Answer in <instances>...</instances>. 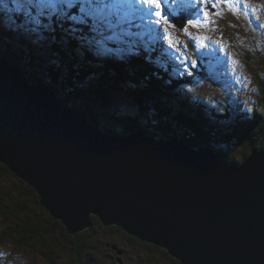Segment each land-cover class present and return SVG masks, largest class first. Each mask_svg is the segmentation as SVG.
Segmentation results:
<instances>
[{
    "label": "water",
    "instance_id": "obj_1",
    "mask_svg": "<svg viewBox=\"0 0 264 264\" xmlns=\"http://www.w3.org/2000/svg\"><path fill=\"white\" fill-rule=\"evenodd\" d=\"M5 68L0 163L69 235L89 229L92 214L182 264H264V148L228 163L173 136L108 137Z\"/></svg>",
    "mask_w": 264,
    "mask_h": 264
},
{
    "label": "trees",
    "instance_id": "obj_2",
    "mask_svg": "<svg viewBox=\"0 0 264 264\" xmlns=\"http://www.w3.org/2000/svg\"><path fill=\"white\" fill-rule=\"evenodd\" d=\"M13 7L14 5L12 8ZM185 25L186 23L184 20L178 21L176 23V26L179 29H183ZM13 33L9 31V34L5 35L6 39L4 44H0V52H4L2 54L8 59V61L11 62L14 67L23 71L31 82L36 81L38 83H42L59 95H62L63 92H69L73 94L77 93L80 95L81 93L91 94L93 92L92 87L95 86L97 87L98 95L103 97L102 99H112V96L107 94L108 91L113 89L115 93L120 96H127L128 98H133L134 100H136V98L139 99V101H135L137 102L139 114L135 112L134 114H130L129 112L123 113L124 116L122 117L126 124H122L121 118H118L120 117L118 110L108 108L106 110H102V112H99L90 108L89 103H95L90 99L83 97V102L80 101L87 106H83L81 103L78 104L75 100L69 99L68 104L74 102L73 106L81 105L83 107L84 110H79V114L84 117L90 126L96 127L98 129L101 127L108 135H125L124 132L126 131H122L120 129L127 131H133L134 129L136 131H143L140 119L141 117H146L147 120L145 122V126H147L149 131H155L156 133H153L155 136L159 134L163 138H166L167 136L176 133L183 135L187 140H189V137L194 135V133L191 132L193 131L191 127H193L201 138V141L196 138L191 139V142L194 143V146H198L199 142L201 145H203L205 142L206 145H215V147L219 148L220 141L222 147L219 148L220 151H218V153L219 155L224 153L225 155L223 154V157L229 159V161H232L233 159L229 158L232 150H228V145H232L233 147L237 148L239 145H242L246 142H253L252 147H250L248 151L244 150V152L239 154L238 157L240 161H243L245 158L249 157L248 154H251L252 151H255V149L262 150L264 148V74L259 76L260 86L258 91L255 93L256 105L259 108H255V117L251 121L244 122L245 118L242 117V112L237 111V114L235 115V118L237 119L236 121L234 118L232 119L229 116H225L221 117L224 123H221L219 118L216 119V122H213L214 118L210 117L215 113L213 110L208 113L206 112V116L211 118V120L208 119L204 121V112H197L196 115H193L192 110L190 111V109H194L195 106L193 108L188 107V101H186L184 98L185 91L183 94H181L182 91L178 90V88H182L183 90L182 85L184 84L183 82H185L186 77L182 79L177 78L172 85L167 86L168 81L165 79L161 80V78L155 76L154 73L152 77L146 75L145 69L143 67L148 69V65L142 64L146 60L137 58L138 60H131L127 63H119L116 65L112 64L113 58H104L100 56V58H98L99 62H96L91 52L87 50L86 46L82 48H74L67 45L65 50L68 52L66 54L62 49L57 47V50H55L56 48L53 47L55 51H61V54L57 55L55 52L54 56L56 57L57 61L52 62L53 60L50 59L51 55H48V61H44L38 58V56L35 54V49L31 45L29 47H24L23 44H21L19 45L20 47H18L14 43L17 41V38L14 37ZM3 36L4 34L0 33V41H2L1 39ZM50 37H53V34L48 36V38ZM54 39L56 40L57 38L54 37ZM65 40H67L66 37ZM48 41L52 43V39ZM48 45L54 46V44L49 43ZM21 50H27L29 55H25L24 57ZM157 53L158 51L156 50L152 55L157 56ZM141 56L143 55H139V57ZM24 58H29V62L31 64L34 62V60H36L39 64L38 66H42L43 68L47 67V72L55 81L62 82L64 89L55 87L53 84H51L50 79L44 80L42 78V76L44 77V73H40L38 70L28 69L27 66L22 65L20 61ZM25 62L27 65L28 62ZM93 64H100V68L96 75L92 72L91 66ZM105 66H113L114 70L108 69L106 71L104 70L106 69ZM229 88L230 87L227 84L225 86V90L228 92ZM64 96L66 97L67 93H65ZM179 97H183L180 103L176 102ZM61 101L65 103L63 99H61ZM196 105L202 109V106L199 103H196ZM105 106L107 107V102ZM73 109L75 108L73 107ZM224 112L228 113L229 111L224 110ZM90 113H95L97 116H99L100 122L93 120L90 116ZM198 116H202V120H200ZM131 117L133 118L130 120ZM109 118H116L118 121L117 123L121 125V128L114 126L112 127V125L109 123ZM172 121L177 122L181 128L184 127H182L178 121L189 123V125L185 124L184 126H186V129L189 126V130L191 131L189 134L179 131L178 127L171 126ZM211 121L213 123L210 124ZM8 175H12V180L17 182V178L13 173L10 172L8 167L0 163V197H6L8 193L11 194V189H4H7L9 185H16V182L15 185H13L9 181H3V179ZM25 188L27 187L25 186ZM29 190L31 189H25L26 192H29ZM31 192L32 195L30 200L28 196H25L24 198L20 192L19 195L24 201H34L36 198L35 192L33 190H31ZM37 204L35 202V205ZM37 206V208L43 211L44 216L47 214L49 217V214L45 212L39 206V204ZM13 209L16 212L23 213V207L21 205H15ZM0 213L3 221L6 218H10L9 224L7 225L11 229L13 228L12 230L15 232L13 239L17 241L16 243L20 246V249H28L29 251H35L37 254L40 253L44 263L46 264H59L58 262L62 264H91L90 262L97 261V258H103L101 251L102 248H105L107 255H109V258L105 260L108 261V264H129V261H131L133 258H139L138 254L136 253L137 256L133 255L130 249H135V251H141L144 249L149 255H162V257L168 261L169 264H181L179 261H176L170 257L166 251L152 244L141 243L136 237L127 235L119 227L106 228L96 217H93L92 226L89 229L82 233H78L75 236H71L65 232L63 226H61L60 223L55 221L52 217H49L51 223H43V228L45 230V233H43V228L41 225L42 222L40 221L41 216H37L35 214L36 217H28L27 219L18 220L17 217H15L12 213H7L4 206L0 207ZM12 230L2 229L0 231V237L2 235H8L9 238L12 239ZM59 230L64 235L65 240L61 241V245L56 244L55 241V234ZM44 234L46 235V238L43 236ZM101 234L103 235L101 236ZM103 236L105 237L106 241L102 240ZM118 236H124L129 242L130 245H128L130 248L128 247L120 249L118 243L116 242ZM109 240H112V242H110L111 245L107 242ZM13 243L14 241H7L5 244L13 246ZM0 244H4V242L1 240ZM107 246H109V248ZM113 246H118V249L115 250ZM45 251L48 252L45 253ZM56 251L59 252V254L61 253L63 261H58ZM162 262L165 264V261ZM147 264L156 263L152 261L147 262Z\"/></svg>",
    "mask_w": 264,
    "mask_h": 264
},
{
    "label": "rangeland",
    "instance_id": "obj_3",
    "mask_svg": "<svg viewBox=\"0 0 264 264\" xmlns=\"http://www.w3.org/2000/svg\"><path fill=\"white\" fill-rule=\"evenodd\" d=\"M7 1H9L10 4H12V0H7ZM180 1L181 3L187 2L190 5L192 4V0H180ZM165 3H168L170 5L175 4L173 0L166 1ZM165 3L162 2L163 8H164ZM231 4L232 6L228 7L225 3H222V4H218L215 8L212 7V4L210 3L205 5L204 7L210 14L209 18L206 20L201 15L200 17L202 21L201 26L199 28H188V31L191 33V37L185 35L182 29L177 28L176 33H174L172 29H168V31L172 33L173 39L179 41V50H176V49H173L167 46L168 55L170 54L171 56V51H173L172 57H168L165 51L162 52V50H158L156 47H153V48L150 47V51L157 50L158 51L157 56L155 55L153 56L152 53H150V51L145 52L142 49L140 50L139 55H143V56L138 57V59L146 60L145 62L142 63V64L148 65V69L143 67L145 69L146 75L149 77H152L154 73L155 76L160 77L161 80L162 79L167 80L168 81L167 86L172 85L173 82H175L177 78L182 79L186 77L185 82H183L184 84L182 85L183 90L182 88H178V90L182 91L181 94H183V92L185 91L184 98L186 101H188L187 102L188 107L193 108L195 106L194 109H190V111L192 110L193 115H196L197 112L199 113H201V111L204 112V118H203L204 121L208 119L211 120L210 118H208V116H206V112L208 113V112H211V110H213L215 111V113L213 116H210L214 118L213 122H216V119L219 118L220 122L224 123L221 117H225L227 115H225L223 111H220L219 108H225V106L228 108L229 111L234 112L236 110L242 111L243 110L242 104L244 105L248 104L249 106L246 109H244V112L247 113L251 111L253 113L252 116H254L255 108H259L256 105L255 93L258 91L259 86H260L259 76H262L264 74V0H245L243 4L236 3V0H231ZM235 4H237L238 6H235ZM7 9H6V12L8 14L4 12V17H2L3 19L2 21H0V32L3 33L4 36L6 34H9V31H11L12 33L16 32V33H13L14 37L17 38L16 39L17 41H15L14 43L18 47H20L19 45L21 44H23L24 47H29L30 45L35 44L38 47L37 53L41 59L48 58V55L50 54L51 55L50 59H54L56 61L57 59L54 56L55 52H56V55L61 54V51H55L57 50V47L62 49L65 54L68 52L65 50L66 46L68 45L65 40V37H66L65 32L60 27L56 28L55 32L53 33V37L48 38L47 36L45 40L43 41H38L34 39L33 37L26 35L25 33L21 31L8 30L6 25H7L9 14L10 15H14V14L9 13ZM232 9H236L238 11V13L236 14V18H234L231 15ZM216 13H220V15H216ZM191 14L193 16L194 13H190V15ZM249 19L253 22V24H251L252 25L251 28H246V25L249 23ZM20 23L22 22L17 21V24H20ZM134 31L138 32L136 29H134ZM243 31H253L254 32L253 35L256 36V39L258 41L250 40L248 39L247 36L244 39L243 35H245L246 32L244 33ZM85 34L87 35V33ZM54 37H56L57 39L55 40ZM197 38H202L204 43L207 45L211 42L216 50L220 51L221 53L224 52L227 55L229 61L232 62L233 60H236V62L238 63V69H240L241 72L236 70L233 73L229 69L226 70V68L208 67V65H215L217 58L213 57L212 60L210 61L208 54L211 55L212 53L209 52L208 54L204 55L203 52L200 50V48L197 46V41H198ZM50 39H52L51 41L52 43L48 41ZM143 41H146L147 43H153V45L157 44L158 46L161 47V45L165 44L166 40L164 39L163 32L161 31L155 34L154 42L152 41L151 37L147 35L143 37ZM48 43L54 44V47L56 49L55 50L51 49L53 45L49 46ZM240 43H243V45H241L240 47H237L238 45H240ZM0 44H4V41H0ZM234 44L235 46L237 44V46L234 47ZM112 47H115V45H113ZM163 48L165 49V47ZM41 52L43 54H41ZM2 53L4 52H0V55L2 56V58L5 61H7L10 66H13V64L9 62L8 59ZM22 53L24 57L25 55H29V52L27 50L22 51ZM91 54L93 55L96 62L99 61L98 58L100 56L95 55L92 52ZM219 56L221 57V54ZM165 57L167 58V60L171 58L172 59L171 63L169 61L165 62ZM183 60L188 61V63L186 64L183 63ZM25 61H27L29 65L31 64L29 62L30 61L29 58L28 59L24 58L23 60L20 61V63L23 65ZM224 62L225 61L222 59V63ZM112 64L117 65L119 64V61H117V59L114 58V60L112 61ZM9 65L0 64V67H2L7 72L10 70L6 69L5 67L6 66L9 67ZM226 66H228V68H231V66L227 63H226ZM166 67H168L169 69H166ZM36 68L39 71L44 70V68H39L38 66H36ZM91 68H92V72L95 73L96 75V73H98V70L100 68V64H97V65L93 64ZM108 69L114 70L113 66L106 67V69L104 70L107 71ZM47 71L48 70L44 72L43 79L44 80L50 79L51 84H53L55 87L64 89L63 83L55 81ZM10 75H12L14 78L18 80V78L15 75L13 74H10ZM227 84L230 87L228 92L225 90V86ZM236 84H237V87H236ZM235 87L241 88V89L248 88V90L250 89L251 90L250 93L253 96L251 97L254 99V101L252 102V100L251 101L246 100L245 99L246 96L243 93L238 94ZM32 89L37 91L41 95H44L43 92L39 88L34 87ZM232 90L237 94L235 95L234 93H231ZM64 94L65 92H63L62 95H59L57 93L59 100L61 101V99H63L65 102H69V99H66ZM237 96H239L240 98ZM116 97L120 99L119 95H116ZM96 98L100 100L101 97L98 94H96ZM182 99L183 97H179L176 102L180 103ZM241 99H244V100H241ZM203 100L207 101V103L211 105L207 104L206 102H203ZM135 101H137V99ZM195 102L199 103L202 106V109H200L196 105ZM117 103L119 105H125V106H127L128 104L132 106H137V102H132L129 99H127L125 96H121V99L118 100ZM117 103H114V104H116L117 106ZM73 104L74 103H70L68 106L70 108L71 107L72 108L74 107L75 109L77 108L78 111L84 110L82 107H79V105L73 106ZM89 104L90 106H95V107L100 106L96 102L89 103ZM115 110H118V113L120 114L119 118H121L122 123L126 124V122L124 121L122 117L124 116L123 113L126 111L119 108L118 106L115 108ZM129 113L134 114V112H129ZM90 116L93 120L100 122L99 116H97L95 113H90ZM198 117L200 120H202V116H198ZM242 117H246V114L242 113ZM132 118L133 117H131L130 120ZM142 120L143 119L141 117L140 121L143 127V129L142 128L141 129L149 134L151 131H149L147 126H145L142 123ZM178 122L184 128H181L178 125V123L175 121H172L171 126L172 127L176 126L179 128V131L189 134V132L191 131L189 130V126L187 129L185 128L186 126H184L185 124L189 125V123L181 122V121H178ZM213 122L211 121L210 124ZM109 123L112 125V127L114 126V127L121 128V125L118 124L116 121L114 123L109 121ZM191 128L193 129V131L191 132H193L194 135L190 137L199 139V141H201V138L197 134V131L193 127ZM198 128H199V125H198ZM120 130L126 131L124 132L125 134L130 132V131L123 130V129H120ZM133 131H136V130L134 129ZM175 135L176 136L174 137L178 138L180 141L183 140L179 134L175 133ZM219 143H220L219 148H221L222 144L220 141ZM184 144L185 145L187 144L188 146H191L194 148H198L199 146H201V147H205L208 149H212L214 152H216L219 155L218 151L220 150L219 148L215 147V145H209V144L206 145V143L204 142L203 144L204 146H202L201 143L199 142L198 146H194L193 144H191V139L190 140L186 139V142H184ZM252 144L253 142H246L242 145H239L237 148L233 147L232 145L230 146L228 145V150H232L229 158L239 160V157H238L239 154L241 152H244V150L248 151L250 147H252ZM220 153H223V152H220ZM223 154L219 156L223 157L225 155ZM248 155H251V154H248ZM227 161L229 163L231 162L229 160ZM11 176L12 175L6 176L3 179V181L8 182L9 180H12ZM16 185L20 186L19 181L16 182ZM23 188H25V186ZM30 188L33 189L31 185H30ZM8 189H11L10 190L11 194L8 193L6 197H0V202H1L0 207L4 206L7 213L8 212L12 213L15 217H17L18 220L27 219L28 217L30 218L36 217V215L41 216L40 221L42 222L41 223L42 228L44 226L43 223L44 224L51 223L50 222L51 220L49 219V217H52L55 221L59 222L60 225L63 226L65 232H67V229H66L67 227L60 220L52 216L50 212H48L49 217L47 214L46 216H44L43 211L37 208L38 206L34 204L35 203L34 201H28V202L24 201L19 195L20 189H17V187L15 186L9 185L7 189H4V190H8ZM36 193L39 195L38 192ZM22 196H24V198L25 196H28L29 200L31 198V195L22 194ZM15 205H21L23 207V213L14 211L13 208ZM9 219L6 218L3 221V218H1V213H0V231L2 229H5V230L13 229V228L11 229L7 225L9 224V221H10ZM42 232L45 233L44 228ZM14 235H15V232L12 230V235H11L12 239ZM102 235L103 234H101V236ZM43 236H45L46 238L45 234ZM12 239H10L8 235H2L0 237V241L2 240L4 242V244H0V264H46L44 263L40 253L37 254L35 251H29L28 249L27 250L20 249V246L16 243L17 241L14 239L12 240ZM63 240H64V235L59 230L55 234L56 244L61 245L62 244L61 241ZM102 240L106 241L104 236ZM7 241L9 242L14 241L13 246L9 244H5L7 243ZM107 242L108 244L111 245L110 242H112V240H109ZM116 242L118 243L120 249L128 248L130 245L124 236H118ZM140 242L146 243L142 241ZM3 246L5 248V252H3L2 250ZM107 247L109 248V246ZM110 250H111V247H110ZM57 251L56 253H57L58 261H63V258L61 257V253L59 254V252ZM101 251H102L103 258L101 259L97 258V261L95 262L92 261L90 262L91 264L93 263L94 264H108V261H105V260L109 258V255H107L105 248H102ZM130 251L131 253H133V255H136L137 253L139 258H136V257L133 258L131 261H129V264H147V262H152V261L155 262L156 264H164L162 261H165V264H169L168 261H166L162 257V255H156V254L149 255L147 251L144 249L141 251L139 250L135 251V249H130ZM46 252L48 251H45V253ZM58 263L62 264L60 262Z\"/></svg>",
    "mask_w": 264,
    "mask_h": 264
},
{
    "label": "snow or ice",
    "instance_id": "obj_4",
    "mask_svg": "<svg viewBox=\"0 0 264 264\" xmlns=\"http://www.w3.org/2000/svg\"><path fill=\"white\" fill-rule=\"evenodd\" d=\"M209 3L214 8L220 3L232 6L231 0H192L195 12L182 29L185 35L191 37L188 28L201 26V15L209 18L204 7ZM12 4L14 7L7 9L14 14L8 17V30L21 31L38 41L60 27L69 46H87L93 54L104 58L132 60L139 57L141 48L150 51L144 36H150L154 42L155 34L162 31L168 46L179 50V41L168 31L175 28L169 19L172 13L162 11V0H12ZM17 17H22V23L17 24Z\"/></svg>",
    "mask_w": 264,
    "mask_h": 264
},
{
    "label": "bare ground",
    "instance_id": "obj_5",
    "mask_svg": "<svg viewBox=\"0 0 264 264\" xmlns=\"http://www.w3.org/2000/svg\"><path fill=\"white\" fill-rule=\"evenodd\" d=\"M220 4H222V3H220ZM228 7H229V5L228 4H226ZM235 6H238L237 4H235ZM240 6V5H239ZM162 10L163 11H165L164 10V8H162ZM227 10H229V9H227ZM186 11H187V13L188 14H190V12H192V13H194L195 12V8H193V6H192V4H191V6L188 8V9H186ZM190 11V12H189ZM231 13V12H230ZM238 13V11L236 10V9H232V13H231V15L234 17V18H236V14ZM256 19V18H255ZM256 21V20H255ZM251 24H253V22L249 19V23L246 25V28H251ZM242 30V29H241ZM253 31H254V29H253ZM253 31H243L244 33H245V35H243L244 36V39L246 38V36L248 37V39H250V40H256V41H258L257 39H256V36H254L253 35ZM200 33V32H199ZM209 39V38H208ZM213 41V40H212ZM255 42V41H254ZM211 43V42H210ZM241 45H243V43H240V45H238L237 46V44H236V46L237 47H240ZM253 45V44H252ZM235 46V44H234V47H236ZM197 48V47H196ZM198 49V48H197ZM257 49V48H256ZM152 50V49H151ZM153 50L152 51H150V53H152L153 54ZM3 60V61H2ZM0 61H1V63L4 65L5 63H7V65H9V63L7 62V61H5L3 58H2V56L0 55ZM166 61V60H165ZM183 63H188V61H184L183 60ZM6 65V64H5ZM260 71V70H259ZM236 87H237V84H236ZM235 87V88H236ZM42 91H44V89L42 88ZM236 91L238 92V94H241V93H243L245 96H246V100H252V102L254 101V99L252 98L253 96L251 95V90L249 89L248 90V88L247 89H241V88H236ZM231 93H234L235 95L237 94V93H235L233 90H232V92ZM252 96V97H251ZM57 97V96H56ZM237 97H239V96H237ZM240 98V97H239ZM241 100H244V99H241ZM137 101H138V99H137ZM69 103V102H68ZM71 103H74V102H71ZM140 104V103H139ZM69 104H67V106H68ZM65 108H66V106L65 105H63ZM249 105L248 104H242V107L244 108V109H246L247 107H248ZM69 107V106H68ZM67 109V108H66ZM142 109V108H141ZM68 110L72 113V114H76V115H78V116H80V112L77 110V109H73V108H68ZM237 111H241V110H236V114H237ZM242 112V111H241ZM243 113H245L246 115L249 113V112H243ZM207 114V113H206ZM81 117V116H80ZM233 118H234V120L236 121L237 119L235 118V115H233L232 116ZM82 120H85L83 117L81 118ZM211 119V118H210ZM86 121V120H85ZM98 124V123H97ZM153 126V125H152ZM154 127V126H153ZM92 128H94L95 130H97V131H99L100 133H102V134H105L106 135V133L104 132V130L102 129V128H100V129H98V128H96V127H92ZM132 134H134V132L133 131H130L129 133H127V134H119L118 136H115V135H110V136H108V137H128V136H130V135H132ZM141 134V133H140ZM158 135V134H157ZM191 144H193L194 145V143L193 142H191ZM202 146H204V145H202ZM187 148L188 149H190V150H192V151H194V147H191V146H188L187 145ZM198 148H200V146L198 147ZM198 148H195V149H198ZM205 148V147H204ZM212 150V149H211ZM211 150H209V151H211ZM213 154H214V156H218V154L216 153V152H214L213 150L211 151ZM222 159H224L223 157H221ZM17 178V181L19 180V184H20V186H17L16 185V187H17V189H20V193H21V195L22 194H25V195H32V192H31V190H33L34 192H35V196H36V198H35V200H34V202H36V204L38 203L39 204V206L45 211V212H47L46 211V208H45V206H43V205H41V201H40V195H38L36 192H38L36 189H34V187H33V189H31L30 188V184L29 183H27V182H25V181H23V179L21 178V177H16ZM21 178V179H20ZM24 186H26L27 188H23ZM25 189H31V190H29V192H26L25 191ZM35 204V203H34ZM37 204V205H38ZM48 213V212H47ZM49 214V213H48ZM90 217L91 218H93V217H95L94 215H90ZM137 239H139L140 241H142V242H146V243H149V244H152V245H155V246H157V247H159L160 249H162V250H164V251H166L168 254H169V251L167 250V249H165V248H163V247H161V246H158V245H156V244H154V243H151V242H148V241H144V240H142V239H140L139 237H137V236H135ZM169 256L170 257H172L170 254H169ZM173 259H175L176 261H179L180 263H181V261L179 260V259H176V258H174V257H172ZM182 264V263H181Z\"/></svg>",
    "mask_w": 264,
    "mask_h": 264
},
{
    "label": "clouds",
    "instance_id": "obj_6",
    "mask_svg": "<svg viewBox=\"0 0 264 264\" xmlns=\"http://www.w3.org/2000/svg\"><path fill=\"white\" fill-rule=\"evenodd\" d=\"M117 249H118V246H117Z\"/></svg>",
    "mask_w": 264,
    "mask_h": 264
}]
</instances>
